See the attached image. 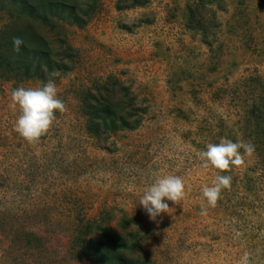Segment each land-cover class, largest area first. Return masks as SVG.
Listing matches in <instances>:
<instances>
[{"label": "rangeland", "instance_id": "obj_1", "mask_svg": "<svg viewBox=\"0 0 264 264\" xmlns=\"http://www.w3.org/2000/svg\"><path fill=\"white\" fill-rule=\"evenodd\" d=\"M195 1L97 0L84 27L60 18L53 27L35 22L55 53L72 56L64 61L69 70L52 78L65 110L38 142H28L15 130L11 92L46 82L0 77V264H99L74 247L88 223L123 236L139 231L150 264H241L245 256L264 264L259 157L245 154L243 165L224 172L200 157L222 139L249 144L243 120L257 78L264 81V0H214L211 49L188 26ZM6 4L0 0V30L28 22ZM117 81L146 110L144 122L93 138L82 101ZM161 175L182 177L186 192L153 221L139 201ZM217 175L232 182L211 207L202 189ZM126 218L134 220L127 228Z\"/></svg>", "mask_w": 264, "mask_h": 264}, {"label": "trees", "instance_id": "obj_2", "mask_svg": "<svg viewBox=\"0 0 264 264\" xmlns=\"http://www.w3.org/2000/svg\"><path fill=\"white\" fill-rule=\"evenodd\" d=\"M5 1V0H4ZM4 8L15 9L28 20L24 25L7 24L0 30V77L8 81L38 80L47 82L56 73L69 70L65 59L72 56L65 49L54 52L50 42L37 31L35 22L56 26V18L84 27L95 9L97 0H7ZM214 0H196L188 8V26L202 33L205 43L213 47L218 21L211 6ZM12 13V11H11ZM214 32V33H213ZM23 43L17 47L15 40ZM263 81V80H262ZM258 77L252 101L247 102L244 127L250 134L244 139L254 146L259 163L264 169V81ZM104 92V93H103ZM119 95L115 100L113 96ZM85 130L93 138L101 139L124 131H135L144 122L146 110L140 105L133 91L115 82L103 91L88 94L82 101ZM133 218L125 219V228L133 224ZM143 236L139 231L126 236L116 234L111 227L102 224H84L74 239V247L99 264H150L142 258ZM29 239V243L33 241Z\"/></svg>", "mask_w": 264, "mask_h": 264}, {"label": "clouds", "instance_id": "obj_3", "mask_svg": "<svg viewBox=\"0 0 264 264\" xmlns=\"http://www.w3.org/2000/svg\"><path fill=\"white\" fill-rule=\"evenodd\" d=\"M23 41L15 40L19 47ZM11 107L19 109V116L15 122L16 132L30 143L38 142L53 126L57 111L65 110V103L59 98L57 85L49 79L36 88L16 87L11 92ZM254 146L242 141L222 139L219 143H209L206 150L200 153L204 167H214L220 172L229 170L233 166L244 164L245 154L251 156ZM231 175H217L212 186H205L202 195L211 207L217 205L222 191L230 188ZM186 184L182 177L176 175H161L147 186L141 195L139 204L153 221L162 214L168 213V201L178 204L183 200ZM202 214L206 209L202 207ZM248 257L242 258L241 264H248Z\"/></svg>", "mask_w": 264, "mask_h": 264}]
</instances>
